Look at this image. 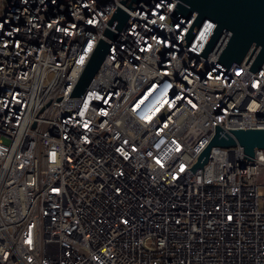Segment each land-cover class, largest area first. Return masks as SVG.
Returning <instances> with one entry per match:
<instances>
[{
	"label": "built area",
	"instance_id": "2783aa9c",
	"mask_svg": "<svg viewBox=\"0 0 264 264\" xmlns=\"http://www.w3.org/2000/svg\"><path fill=\"white\" fill-rule=\"evenodd\" d=\"M177 1L138 3L119 31L114 0H0V264H264V149L188 169L215 124L264 128V63L215 64L227 30L200 55L209 18L186 47L197 12Z\"/></svg>",
	"mask_w": 264,
	"mask_h": 264
},
{
	"label": "water",
	"instance_id": "95a60500",
	"mask_svg": "<svg viewBox=\"0 0 264 264\" xmlns=\"http://www.w3.org/2000/svg\"><path fill=\"white\" fill-rule=\"evenodd\" d=\"M118 5L107 23L119 31L129 19L134 7L144 0H114ZM197 16L182 39L188 47L202 22L207 18L216 22V27L200 55L207 57L218 43L224 30L231 32L228 41L215 64L226 69L234 63L253 59L249 70L258 71L264 63V0H178L171 14L176 18ZM105 35L116 39L117 32L107 29ZM110 44L100 39L73 91L81 96L100 69ZM239 144L244 149V160H254L256 149H264V128H226L215 124V134L199 154L197 161L188 169L193 173L208 162L212 147H233Z\"/></svg>",
	"mask_w": 264,
	"mask_h": 264
}]
</instances>
